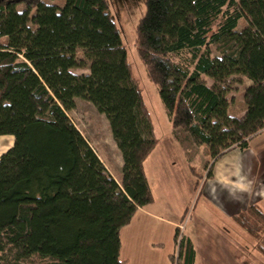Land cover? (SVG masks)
I'll list each match as a JSON object with an SVG mask.
<instances>
[{"label": "trees", "instance_id": "obj_1", "mask_svg": "<svg viewBox=\"0 0 264 264\" xmlns=\"http://www.w3.org/2000/svg\"><path fill=\"white\" fill-rule=\"evenodd\" d=\"M61 1L0 0V136L15 139L0 159V264H126L121 232L154 203L145 163L159 140L108 0ZM134 43L185 141L217 159L264 131V0H146ZM235 77L250 82L242 117ZM77 99L108 118L121 184L70 119ZM233 220L264 252L263 211ZM175 241L178 264H195L178 229Z\"/></svg>", "mask_w": 264, "mask_h": 264}, {"label": "crops", "instance_id": "obj_2", "mask_svg": "<svg viewBox=\"0 0 264 264\" xmlns=\"http://www.w3.org/2000/svg\"><path fill=\"white\" fill-rule=\"evenodd\" d=\"M14 142L13 136H0V159ZM176 142V138L160 140L145 163L154 203L139 209L132 223L122 230L123 261L128 256L133 264H173L171 256L177 247L176 231L185 222L186 215L190 216L197 180V174H190L189 170L174 169L177 164L171 159L179 157L177 152L182 153V145L178 143L180 148ZM186 143L189 145L186 147L193 145ZM159 152L164 160L158 164L155 158ZM185 155H182L183 160ZM188 159L187 165L200 168L198 158ZM170 162L172 167L169 168ZM153 164L156 165L154 169ZM173 171H176L174 176ZM211 171L212 177L206 182L210 186H206L204 192L205 204L197 215L191 213L183 236L195 249V264H243V257L233 243L242 235L241 240H245L246 232L233 218L252 205L264 213V131L252 139L248 149H233L222 155Z\"/></svg>", "mask_w": 264, "mask_h": 264}, {"label": "rangeland", "instance_id": "obj_3", "mask_svg": "<svg viewBox=\"0 0 264 264\" xmlns=\"http://www.w3.org/2000/svg\"><path fill=\"white\" fill-rule=\"evenodd\" d=\"M43 2L47 5H57L60 7H62L63 5V2L61 0H43ZM108 4L110 7L112 18L116 22L119 32L121 33L124 45L129 52L130 62L133 65L135 76L141 83L143 95L149 107L155 134L159 140V143L160 140H163L165 137L173 140L174 138H176L178 143L182 145V153L177 152L179 157L177 159L175 157L171 159L172 163H175V165L177 164L176 168L174 169L177 170V168H184L186 170H189L190 172H188L190 174H197V180L195 181L196 186L194 187L195 193L193 194V197L191 199L192 204L189 211L190 216H192L191 213L193 212L195 213V215H197L202 210L203 205L205 204V200H203V198L206 193L204 194V192H206L207 188L210 186H207L208 180L210 179L208 177V173L212 170L215 162L218 161L220 157L217 159H212L206 146L191 145V147L193 148L186 147L189 145H186L187 143L185 141V135L183 134V132L176 133L171 127L162 101L159 97L158 90L153 84L150 83L147 77L146 70L137 54L134 43L137 24L145 14L146 0H108ZM24 8V5H20L17 11L23 12ZM244 27L245 24L242 21L239 25V30L241 31ZM5 40L6 39H1L0 45H3ZM74 74L80 76L89 74V71L78 70L75 71ZM234 79L236 80V83L232 86L231 93L229 94V99L232 102V113L230 114H232V116L234 115L235 117H242L245 109L243 95L245 89L250 85V82L246 78L242 77H235ZM67 113L77 130L80 131L83 137L89 142L93 150L97 153L109 173L117 182L121 184L122 168L124 164L123 157L118 144L113 137L108 118L105 115L101 114L93 104L79 99L76 100L75 109L68 111ZM178 143L177 146H179ZM161 149L164 150V148ZM189 149L191 150V152H189ZM184 153H186L187 156ZM158 155L159 156L155 158V161L157 159L156 162L159 164L160 161L164 160V155H161V152H159ZM182 155H185L184 160L182 158ZM165 156L167 158V155ZM195 157L200 160L198 161V166L200 168L197 167V169H193L189 166V164L187 165L189 160L188 158L194 159ZM171 162L168 163L169 168L172 167ZM152 166L153 169L156 167V165L154 164ZM191 169L194 171V173ZM175 172L176 171H173V176L175 175ZM190 216L186 215L184 219L185 222L181 223V226L179 225L180 228H178V230L180 235H183L186 223L190 219ZM243 236L244 235H242V237ZM245 236V240H241L242 237L239 236L238 239H235L234 241L236 243H233V247L236 248L238 250L237 252L241 255V257H243V264H264V252L260 249L259 242L251 238L246 233ZM180 239L181 238H179V241ZM175 242L177 247L176 251L171 256V260L173 264H178V243L177 241ZM125 262L126 264H133L131 259H129L128 261V256L126 257Z\"/></svg>", "mask_w": 264, "mask_h": 264}]
</instances>
